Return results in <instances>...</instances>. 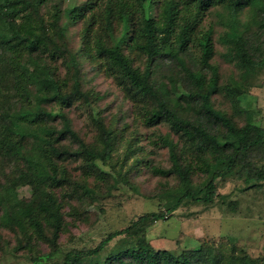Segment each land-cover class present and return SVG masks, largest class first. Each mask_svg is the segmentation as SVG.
<instances>
[{
    "label": "trees",
    "instance_id": "1",
    "mask_svg": "<svg viewBox=\"0 0 264 264\" xmlns=\"http://www.w3.org/2000/svg\"><path fill=\"white\" fill-rule=\"evenodd\" d=\"M47 1L0 0V239L9 225H21L27 234L13 236L18 249L29 251L31 240L46 248L29 252L33 264H264V254L250 259L233 246L227 254L215 243L173 254L153 250L145 240L146 230L183 199L211 204L222 198L216 186L226 179L240 181L241 190L260 189L264 183V129L249 122L234 124L211 104L217 77L207 63L212 54L210 30L196 40L195 64L177 59L190 41L195 18L220 6L230 28L221 41L233 45L246 78L264 47L260 56L254 53L256 38L237 33L236 18L243 12L242 27L254 25L255 35L264 39V0H84L64 18L59 2L44 8ZM77 22L79 48L72 51L66 29ZM133 51L145 57L142 71L129 58ZM84 57L97 69L104 68L132 106L143 109L144 126L168 125L176 136V142L166 136L162 140L170 167L153 172L171 174L176 181L162 193V211L137 216L122 229L106 233L93 248L71 249L59 260H50L69 225L88 226L89 218H96L86 207L120 185L134 190L130 169L121 171L122 165L110 160L116 142L112 129H97L94 142L86 144L69 126L65 110L76 102L92 110L95 99L82 84ZM161 74L165 83L158 82ZM227 91L243 94L237 83ZM67 160L81 162L79 175L67 171ZM196 175L200 180L193 183ZM39 186L49 197L37 211ZM22 188H27L26 197L18 193Z\"/></svg>",
    "mask_w": 264,
    "mask_h": 264
},
{
    "label": "rangeland",
    "instance_id": "2",
    "mask_svg": "<svg viewBox=\"0 0 264 264\" xmlns=\"http://www.w3.org/2000/svg\"><path fill=\"white\" fill-rule=\"evenodd\" d=\"M54 1L59 2L64 18L67 10L84 0H48L44 8ZM243 16V12L237 16L235 31L256 38L254 53L260 56L264 47L263 36L259 33L255 35L254 25L250 24L244 29ZM228 19L224 8L220 6L209 7L203 15L196 17L186 50L177 59L184 58V62L195 64L199 58L196 40L209 29L212 54L207 63L215 68L217 77V90L210 98L212 106L230 117L234 124L249 122L264 129V55L243 79L244 67L237 59L233 45L221 41L230 31ZM80 28L81 24L77 22L66 29L68 48L72 51L79 48ZM133 52L129 58L142 71L146 66L145 57ZM58 70L59 75L63 76L64 68L59 66ZM80 70L84 89H88L95 99L90 104L92 110L86 106L77 107V102L65 110L69 126L86 144L94 142L97 129H112L116 142L110 160L116 161L117 166L121 164V171L130 169L129 180L134 190L118 185L119 188L111 190L108 196L100 197L86 207L85 210L95 213L96 218H89L88 226L81 222L69 225L68 232L59 235V251L50 260H59L63 253L71 249L93 248L106 233L122 229L137 216L162 211L166 199L162 193L173 187L176 181L171 174L164 177L153 172L154 169L166 170L170 167L162 140L166 136L176 142V136L170 132L168 125L159 122L144 126L143 109L132 106L131 100L123 97L121 89L105 75L104 68L97 69L94 63L84 57L80 59ZM203 71L205 76H209V72ZM158 82H166L163 75ZM235 83L242 85L243 94L240 96L227 91ZM133 160L139 164L136 166ZM80 163L79 160L64 162L67 171L73 176L79 175ZM102 170L108 171V168L103 167ZM40 171V175L43 174V170ZM200 177L193 176V183L199 182ZM87 180L91 181L89 178ZM242 187L240 181L226 179L216 186V194L222 198H215L211 204L183 199L172 212L164 215V219L154 222L146 230V242L153 250H166L173 254L181 250H194L202 244L215 243L220 244L226 254L228 248L233 246L235 251H242L250 259L261 257L264 254V183L260 189L241 190ZM18 193L26 197L27 188L18 190ZM48 197L47 189L39 186L34 210H41ZM230 201L232 205H229ZM1 232L0 264H33L35 257L32 258L29 252L46 251L43 244L34 243V240L28 244L29 251L17 248L13 236L27 234L21 225H9ZM114 241H110L107 248Z\"/></svg>",
    "mask_w": 264,
    "mask_h": 264
}]
</instances>
